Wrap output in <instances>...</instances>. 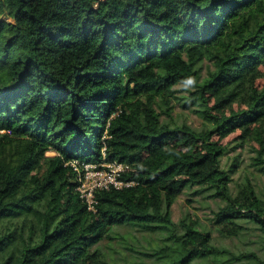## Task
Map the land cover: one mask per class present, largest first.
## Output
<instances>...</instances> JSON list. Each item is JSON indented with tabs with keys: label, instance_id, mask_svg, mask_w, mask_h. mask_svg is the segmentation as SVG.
I'll use <instances>...</instances> for the list:
<instances>
[{
	"label": "trees",
	"instance_id": "trees-1",
	"mask_svg": "<svg viewBox=\"0 0 264 264\" xmlns=\"http://www.w3.org/2000/svg\"><path fill=\"white\" fill-rule=\"evenodd\" d=\"M237 141L264 172V0H0V264H132L99 245L123 224L155 236L136 264H264V198L249 182L232 194L219 165ZM87 162L121 163L132 183L89 209ZM194 186L220 201V238L254 223L259 252L172 219Z\"/></svg>",
	"mask_w": 264,
	"mask_h": 264
},
{
	"label": "rangeland",
	"instance_id": "rangeland-1",
	"mask_svg": "<svg viewBox=\"0 0 264 264\" xmlns=\"http://www.w3.org/2000/svg\"><path fill=\"white\" fill-rule=\"evenodd\" d=\"M203 73L206 68L210 65L208 61H203ZM174 94L181 96L185 94L184 87L181 84H177L174 87ZM180 102V101H179ZM176 103V100L171 101L173 104L172 114L175 119L179 122H184L192 127H200L201 119L196 115L195 112L190 108L182 107L180 103ZM162 115V119H164ZM53 154L52 151L47 152V155ZM255 157V153L251 146L248 144H242L237 142L231 143L226 152L220 157L219 165L223 170H226L230 176V190L234 194L237 191L239 184L249 182L254 188L256 194L260 198H264V172L259 168L252 165V159ZM76 164V161H74ZM117 163V162H115ZM120 164V163H118ZM237 164L236 166H233ZM100 165L102 169L97 170V166ZM96 164L95 169L92 172H107L106 169L113 166V162H102ZM79 169L78 181H81V194L87 193L85 186L90 187L91 184L96 180L95 176H85L82 173L81 168ZM80 175V176H79ZM101 176H99L100 178ZM199 187H191L185 189L173 202L171 208L172 219L178 222L185 215H190L192 219H197L198 222L211 229L213 241L216 244H223L230 247L232 250H254L258 251V234L257 225L251 222H245L241 220L247 229L241 234L229 238H220L218 233L212 227L213 211H215L220 203L218 199L210 198L205 191L198 192ZM81 197V196H80ZM123 234L124 238H115L114 240L104 239L99 242L100 247L108 250L107 252L117 251L116 256L119 258L121 263H132L136 264L139 262L141 255L137 250H141L142 246L146 247L147 241L152 240L155 236L149 235L139 226H132L128 224L120 225L115 228ZM153 245V243H152ZM139 248V249H134ZM141 248V249H140ZM259 252V251H258Z\"/></svg>",
	"mask_w": 264,
	"mask_h": 264
},
{
	"label": "built area",
	"instance_id": "built-area-1",
	"mask_svg": "<svg viewBox=\"0 0 264 264\" xmlns=\"http://www.w3.org/2000/svg\"><path fill=\"white\" fill-rule=\"evenodd\" d=\"M114 165L111 166L109 168L106 169L107 172H96L97 170L102 169L100 167V165L97 166V170L92 172L91 170H94L96 167V163H84L83 164V168H81L82 170V173L83 175L85 176H95L96 177V180L91 184L90 187L88 186H85V190H87V193H84L83 195L81 194V189H80V186H81V181L79 180L80 184L79 186L77 187V190L79 191L80 193V196L83 198V200L87 203V206L89 209H92V210H95L94 209V192L96 190H99V189H105V188H109L110 185H113L115 187H122V186H125V185H129L131 184L132 182H124L122 181L121 179H119V174L120 172L124 169V166L120 163H115L113 162ZM101 164V163H99ZM77 173L79 174V169L76 167V165H74ZM80 176V175H79ZM99 176H101L99 178Z\"/></svg>",
	"mask_w": 264,
	"mask_h": 264
},
{
	"label": "clouds",
	"instance_id": "clouds-1",
	"mask_svg": "<svg viewBox=\"0 0 264 264\" xmlns=\"http://www.w3.org/2000/svg\"><path fill=\"white\" fill-rule=\"evenodd\" d=\"M188 82H189V83H193V81H192V80H189Z\"/></svg>",
	"mask_w": 264,
	"mask_h": 264
}]
</instances>
